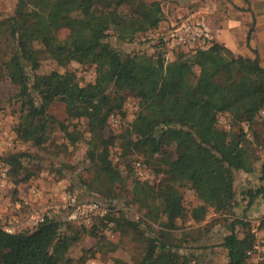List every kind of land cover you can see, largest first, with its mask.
I'll use <instances>...</instances> for the list:
<instances>
[{"label": "trees", "instance_id": "1", "mask_svg": "<svg viewBox=\"0 0 264 264\" xmlns=\"http://www.w3.org/2000/svg\"><path fill=\"white\" fill-rule=\"evenodd\" d=\"M162 20L160 1L18 0L12 15L0 18V39H5L9 54L7 59L0 57V63L19 102L16 138L40 146L56 127L75 144L78 129L69 130L68 124L48 113L52 103H62L68 120L85 121L90 134L86 158L98 194L122 200L130 187L137 188L132 203L147 221L173 229L184 213L181 187L193 191L198 200L190 212L196 223L210 209L233 212L234 172L252 173L258 159L254 147L264 145V68L257 58L234 55L218 43L190 55L179 53L167 62L160 51L161 38L153 55L125 53L109 42L133 43ZM45 58L55 59L65 70L38 74ZM72 62L93 66V81L81 84L67 69ZM122 94L133 96L137 109L122 131L103 138L109 116L125 115ZM219 115L229 118L227 130L219 127ZM115 145L123 169L110 159ZM132 155L141 156L146 167L161 175L158 182L135 176L128 159ZM30 159L29 154L18 153L8 160L18 169ZM260 171L264 182V160ZM247 196L248 204L255 197L264 198V185L249 189ZM103 218L104 226L112 222L118 232L133 231L141 238V252L131 264H193L175 245L161 240L162 234L150 237L140 232L139 222L122 215ZM234 224L242 227L241 236ZM231 225L220 242L227 256L224 264H246L254 234L247 222L237 219ZM75 239L54 217L46 216L29 231L9 233L0 228V264H58L56 249Z\"/></svg>", "mask_w": 264, "mask_h": 264}, {"label": "rangeland", "instance_id": "2", "mask_svg": "<svg viewBox=\"0 0 264 264\" xmlns=\"http://www.w3.org/2000/svg\"><path fill=\"white\" fill-rule=\"evenodd\" d=\"M178 23V22H177ZM176 24V23H174ZM173 24V25H174ZM164 32L150 30L139 35L133 43H121L109 39L110 44L118 50L127 53L141 52L153 55L158 39ZM165 61H173L179 53L191 54L187 51L160 48ZM8 48L5 39H0V57L7 59ZM7 53V55H6ZM173 54V55H172ZM67 69L74 71L81 84L92 82L94 67L88 64L72 62ZM63 72L65 69L58 65L53 58L41 61L38 74L51 71ZM15 89L5 76L4 68L0 63V168H6V180L0 185V228H7L12 232L33 230L39 220L47 217L56 218L61 223V230L72 233L75 240L59 246L55 251L58 264H131L134 257L140 254L141 241L138 234L125 230L118 232L115 224H103L105 215L114 217L124 216L139 222V229L146 236L157 237L173 246L180 254L189 257L193 264H224L227 260L225 250L220 246L224 235H228L232 228V221L241 220L249 223L250 231L254 234V243L264 240V198L255 197L249 203L247 191L264 185L260 180V165L264 160V145L255 146L257 160L255 170L246 174L242 171L234 172V191L236 206L232 213L219 214L211 209L205 218L196 223L190 216L191 209L198 204V200L189 188L181 187V206L183 217L175 222V228L167 229L160 223H150L132 203L136 189L131 190L127 198L109 200L99 195L95 188L97 184L91 180V162L86 158L89 132L84 120H68L64 105L54 102L48 113L57 121L74 127L80 135L75 144H70L58 128L53 127L48 132L46 141L40 146L24 142L16 138V126L19 120V102L14 97ZM124 117L118 113L112 114L101 132V137L117 135L122 128L133 118L137 109L136 99L129 94H122ZM263 114V112H261ZM218 125L223 129L229 128V118L226 115L218 116ZM27 153L30 162L14 169L9 163L13 154ZM118 147L110 148V159L113 164L123 169L119 160ZM135 176L140 181L156 183L161 175L154 173L152 167H146L139 155L128 156ZM140 164V168L136 164ZM25 182L16 183L21 177L27 176ZM150 226V229L147 227ZM71 227V228H68ZM234 231L241 236L242 227L234 224ZM101 235L105 238L99 240ZM99 240V241H98ZM259 253L255 251L248 258L246 264H259Z\"/></svg>", "mask_w": 264, "mask_h": 264}, {"label": "crops", "instance_id": "3", "mask_svg": "<svg viewBox=\"0 0 264 264\" xmlns=\"http://www.w3.org/2000/svg\"><path fill=\"white\" fill-rule=\"evenodd\" d=\"M18 0H0V18L12 15ZM160 1L164 32L184 19L208 30L209 44L218 43L234 55L257 58L264 68V0H148ZM173 55V54H172Z\"/></svg>", "mask_w": 264, "mask_h": 264}, {"label": "built area", "instance_id": "4", "mask_svg": "<svg viewBox=\"0 0 264 264\" xmlns=\"http://www.w3.org/2000/svg\"><path fill=\"white\" fill-rule=\"evenodd\" d=\"M206 29L204 25L197 21L184 19L171 26L168 30H165V33L160 38L167 52H172V50L187 51L190 49L193 51L198 48H207L210 45L209 34ZM136 167L140 168V164L137 163ZM6 173V168H0V185L5 183ZM43 219L39 220L38 224ZM2 229L9 233H14L10 229ZM255 251L259 253L257 259L262 261L264 258V240H261L259 243H254L252 249L246 252V256L248 258L251 257Z\"/></svg>", "mask_w": 264, "mask_h": 264}]
</instances>
